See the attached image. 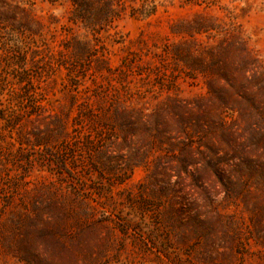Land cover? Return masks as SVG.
Wrapping results in <instances>:
<instances>
[{
  "label": "rangeland",
  "instance_id": "1",
  "mask_svg": "<svg viewBox=\"0 0 264 264\" xmlns=\"http://www.w3.org/2000/svg\"><path fill=\"white\" fill-rule=\"evenodd\" d=\"M0 264H264V0H0Z\"/></svg>",
  "mask_w": 264,
  "mask_h": 264
},
{
  "label": "trees",
  "instance_id": "2",
  "mask_svg": "<svg viewBox=\"0 0 264 264\" xmlns=\"http://www.w3.org/2000/svg\"><path fill=\"white\" fill-rule=\"evenodd\" d=\"M226 46H228V47H223L222 45H220L219 48L223 51V54L227 56L229 51H230V49H229L230 46H233V45H231V44L229 45L228 44ZM207 55L210 58V64L212 65V67H216L217 66V56H216L215 51L213 50V48H210V49L207 50ZM246 56L247 57L243 61V68H244V65L246 66V64H248V63L250 64V63H252L255 60V58L249 52H247ZM194 60H195V58H194ZM225 76H226V74H225ZM207 87H208V94L211 95V93H213V92L211 91V88H210L209 84H207Z\"/></svg>",
  "mask_w": 264,
  "mask_h": 264
}]
</instances>
